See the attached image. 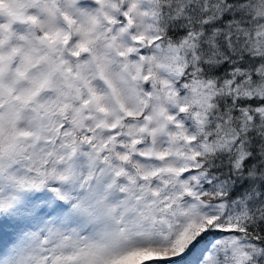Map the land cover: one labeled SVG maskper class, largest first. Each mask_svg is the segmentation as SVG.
Here are the masks:
<instances>
[{
    "label": "clouds",
    "instance_id": "1",
    "mask_svg": "<svg viewBox=\"0 0 264 264\" xmlns=\"http://www.w3.org/2000/svg\"><path fill=\"white\" fill-rule=\"evenodd\" d=\"M0 264H264V0H0Z\"/></svg>",
    "mask_w": 264,
    "mask_h": 264
},
{
    "label": "snow or ice",
    "instance_id": "2",
    "mask_svg": "<svg viewBox=\"0 0 264 264\" xmlns=\"http://www.w3.org/2000/svg\"><path fill=\"white\" fill-rule=\"evenodd\" d=\"M246 164H251L253 163V161L251 160V158H249L248 160L245 161Z\"/></svg>",
    "mask_w": 264,
    "mask_h": 264
}]
</instances>
